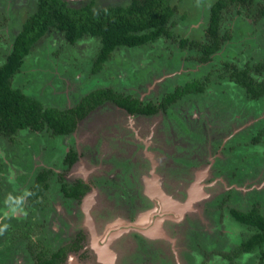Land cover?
<instances>
[{
  "label": "rangeland",
  "instance_id": "1",
  "mask_svg": "<svg viewBox=\"0 0 264 264\" xmlns=\"http://www.w3.org/2000/svg\"><path fill=\"white\" fill-rule=\"evenodd\" d=\"M66 1L70 5H78L88 0ZM214 1L172 0L174 13L168 23L170 37H161L134 48H117L103 63L99 73L92 70L99 47L97 37L84 36L71 45L60 30L48 28L14 74V86H22L26 94L40 99L45 105L60 108L75 105L84 94L98 87H111L123 94H138L141 100L158 104L175 84L184 85L192 80L201 83L207 78L201 93H188L174 101L179 107L176 114L173 112L176 116H167L160 108L155 115L143 117L129 114L113 102L100 104L78 123L76 139L91 145L86 148L87 153H82L69 169H64L60 162L64 147H68V139L72 141L71 137H66L64 141L61 136H51L47 131L34 134L28 130L19 131L7 139L0 137V155L5 154L0 156V162H14L26 150L32 165L51 167L55 175H65L66 179L80 177L87 180L94 176V172L100 171L113 173L114 176L122 174L128 178L124 185L133 184L140 199L143 197L140 206L126 210L110 186H104L105 190L96 189L102 195L108 191L105 200L111 203L104 202L100 207L105 211L96 213L102 221L108 215L104 226L134 222L143 228L124 226L119 233L110 235L109 242L94 250L91 249L93 243L88 233L82 243L86 253L84 257L87 258L71 252L66 264H95L97 259L105 264H145L141 254L133 258V253L126 252L121 258L125 242L128 247L140 246L138 235L146 238L147 243L154 244L164 254L162 261L167 264H199L200 260H204L203 264H264V254L260 257L258 249L228 259L222 256L225 251L231 254L240 237L243 239L248 235L244 226L231 217L228 206L251 204L260 199L259 189L264 187V171H260L264 170V135L258 143L244 142L245 138L251 137V131L254 133L258 127L264 128V98L256 102L245 97L243 88L229 76L231 68L223 67L222 62L228 59V63L235 62L232 58L237 55L250 58L251 66L261 62L260 70L254 68L252 73L258 80L264 78V12L257 13L264 0H255L250 8L229 3L222 14L220 32L228 30L231 38L223 42L221 49L209 61L200 62L197 59L199 49L204 41L209 8ZM34 2L0 0V63L10 49L13 36L35 9ZM114 2L128 3L129 0H97L100 6ZM180 38L201 43L198 46L180 44ZM206 97H210V104L206 103ZM224 101L227 103L224 104ZM185 115L189 121L183 120ZM158 125L164 129L165 126L170 127V131H165V137L171 139L168 142L174 144L177 150L186 151L188 171L179 178V183L174 184L176 187L166 182L168 179L161 174V169L157 171L159 175L153 172L154 165L160 168L158 161L166 156L154 147L159 142L155 135ZM211 137L213 145L210 144L219 150L218 165L223 164L222 158H226L220 141H226L225 149L242 144L237 149L238 155L243 151L249 152L248 157L243 153L235 160L240 171L237 175L239 182L233 185L237 191L230 196L228 206L217 209L213 214L209 212L206 217L202 211L204 204L212 198L218 201V197L233 183L230 181L233 175L231 167L224 173L220 166L218 170L212 167L213 151L216 150L208 147ZM5 147L9 150L7 153H4ZM78 148L81 147L78 145ZM94 150L102 152L98 153L99 158H106L104 166L101 162L95 164ZM159 178L165 179L163 184L167 188L161 185ZM133 198H136L135 194ZM260 206L264 212V195ZM152 213L154 216L151 217ZM150 218L151 222L146 223ZM196 226H202L204 232L209 231V237L203 238V233L196 230L194 242L191 230ZM12 239L0 234V243Z\"/></svg>",
  "mask_w": 264,
  "mask_h": 264
},
{
  "label": "trees",
  "instance_id": "2",
  "mask_svg": "<svg viewBox=\"0 0 264 264\" xmlns=\"http://www.w3.org/2000/svg\"><path fill=\"white\" fill-rule=\"evenodd\" d=\"M172 0H129L128 3H110L100 6L97 0H88L78 5L68 4L66 0H35V9L26 17L21 28L13 36L10 49L0 63V135L12 137L18 131L33 132L47 131L51 136H61L73 131L76 122L84 118L90 111L100 104L110 101L125 109L132 115H152L161 108L168 111V103L176 101L187 92L201 93L207 78L203 82L192 80L185 85H176L166 93L158 104L145 102L132 94H123L111 87H98L84 94L71 107L44 105L40 99L26 94L23 87L13 85L14 74L20 69L23 59L29 54L34 44L47 32L48 28H55L63 33L69 44L76 43L84 36L98 38V51L93 61V72L102 69L103 63L117 48H134L154 42L161 37H170L168 30L169 19L174 13ZM255 0H215L209 8L208 23L204 31V41H190L180 38V44L191 43L198 46V61L207 62L211 56L221 49L224 41L231 38L228 30L222 28V14L229 3L239 7L250 8ZM264 12V1L257 13ZM245 53V50L242 51ZM235 62L223 60L222 66L231 68L229 74L232 81L243 88V94L256 102L264 98V78L258 80L252 73L255 68L260 70L262 63L251 66L250 58L240 55L232 58ZM221 64V63H220ZM253 67V68H252ZM251 135L252 143L261 141L264 128L258 127ZM12 140V138H10ZM77 158V152L71 146L64 153L62 165H70ZM4 164V163H2ZM0 163V166L2 165ZM53 170L44 169L36 174V180L42 181L45 187L47 179L54 176ZM59 177V176H58ZM60 179V178H59ZM61 180V179H60ZM66 193H74L77 197L84 191L83 186H63ZM1 194V193H0ZM2 195V194H1ZM0 200L6 199L4 195ZM262 200V197L260 198ZM247 209L231 208L232 217L244 226L247 236L240 237L231 255L260 251L264 254V212L260 206L261 200ZM5 201V200H4ZM59 255L58 253L55 254ZM58 258L52 254L46 258L37 257L39 264H57Z\"/></svg>",
  "mask_w": 264,
  "mask_h": 264
},
{
  "label": "flooded vegetation",
  "instance_id": "3",
  "mask_svg": "<svg viewBox=\"0 0 264 264\" xmlns=\"http://www.w3.org/2000/svg\"><path fill=\"white\" fill-rule=\"evenodd\" d=\"M188 82L190 81H186L185 84ZM176 85H179V83ZM204 86L202 88H204ZM188 93H193V92L189 91L186 94ZM213 93L217 94L216 91H213ZM184 95H182V97ZM133 96H136L138 97L139 100H141L138 94L137 95L134 94ZM208 98L206 97V99L208 100V102L206 103L210 104ZM216 99L217 97L214 98V100ZM148 101L149 100H146L145 102ZM226 103L227 102L224 101V104ZM168 104H169L168 111H164L161 109L162 112L165 113L167 116L168 115L171 116L173 112H175L176 114V111L177 109H179V107L174 104V100L170 101ZM155 114L152 115L139 114V115L143 117H151ZM186 116L187 115L182 116L183 120L189 121L186 118ZM82 119L83 118L79 119L76 122V125L73 131H71V133L61 135L64 141L66 137L68 138L71 137L73 141V142L72 141L69 142L68 139V147L67 145L66 148L64 147L65 149L64 153L68 152L71 146L77 152V158L75 159V161H72L70 165L63 166L62 161L60 162V164L64 167V169L71 168L77 162L78 158L82 156V153H87L86 148L90 147L91 145V143L76 139L75 135L77 132V126L80 120ZM230 119H234V117L230 116ZM165 131H170V127L167 128V126H165L164 129L160 125H158V130L155 135L156 137L159 138V142L155 146L154 145L153 146L155 147L158 153L162 152L166 156L163 155L164 159L158 161L160 168L156 167L157 165H154L153 172H156L158 174L157 172L158 169H161V174H163L168 179L166 180V182L174 186V184L176 185V183H179L181 181L179 180V178L181 179L183 174L188 171L187 169L188 163L186 162L187 158L185 157L187 155L185 150L183 151L177 150V148L174 147V144L168 142L171 139L170 137L169 138L165 137L166 136ZM32 133L36 134L37 132L32 131ZM171 134L174 135V132L172 131ZM0 137L6 138L5 136L2 135H0ZM212 140L213 138L211 137V140L208 142L209 148L213 145ZM225 142L226 141L224 142L220 141V144L222 146V151L226 156V158H222L223 164L221 163L218 165V163L220 162V160L217 161L218 158L217 153L219 150L217 147L212 146V149L215 148L216 150V151L212 150L213 151L212 167L215 170H218V166H220L219 169H221L222 173H224L225 170H228V167H231L233 169V175H231L230 181H232L233 183L230 185V187L225 189L226 191L224 193H222L218 197V201L216 198L215 199L212 198L210 199V201L207 202V204H204V208L202 209V211L206 217H207L206 215L207 213L211 212L213 214L217 211V209H222L224 206H228V202L230 201V196L237 191L233 185L234 183L239 182L237 175L240 173V171L238 170V166L235 163V160L239 158V156L241 157L243 153L244 154L246 153L248 157L249 151L247 152L243 151L241 155L237 154L238 152L237 149L242 144L241 145L239 144L235 148L225 149L224 147ZM244 142L247 143L252 142L251 137L245 138ZM77 144L81 148H78ZM4 149H5L4 153H7V151H9L8 148L6 147ZM98 153L102 154L101 151L94 150L95 161H96L95 164L97 162H101L102 165L104 166L103 162L106 161V158L105 159L99 158ZM22 155L23 156L22 157L20 156L18 160L14 162L11 161L13 163L11 162L8 163L6 161L0 162L1 164L4 163L0 166V193L6 197V199H4L5 201L0 200V234H2V236L4 237L11 236L12 238H14V240L12 239L11 241L0 243V264H14V262L15 264H24V263L39 264L37 262V257L40 256V258L45 259L46 255L48 254H52L53 257L55 258H58L59 256L63 255L64 256V257L62 256L63 259L58 261L57 264H66L67 257L71 252L80 253L84 257L86 253L83 252L84 247L82 243H83V239L87 238L88 233H90L91 241L93 243L91 244L92 250L96 249L98 246H103L105 243L109 242L108 240L110 239V235L114 233H119L121 228L124 227V225L119 226L117 225L119 223H117L116 225L113 226L110 225L107 227L104 226L105 219L108 217V215L102 221L100 220L101 218L96 215V213L99 210L105 211L100 207L101 204L103 205L104 202L108 204L111 203H109L108 200H105V197L107 198L108 191H105L106 194L102 195L100 192L98 193L96 189L100 188L102 190L103 188L105 190L104 186H110L118 194L119 198H117V200L121 199V201L123 202L122 205L126 210H132L133 206L137 207L140 206L141 204V199L143 197L140 199V197L138 196V190L137 188L133 187V184L132 186L129 184L128 186L124 185L127 182L128 178H124L122 174H117L114 176L113 173H107L105 171L94 172V176L89 177L87 180H82V178L80 177L74 179H66L65 175L63 176L62 174H56V175L54 174L53 177L47 179L49 184L47 187H45V184L42 181L40 182L36 180V174L42 172V170L44 169H50L51 167H47V166L37 167L36 165H32L33 163L29 162L26 156L27 155L26 150L22 151ZM0 156L4 157L5 154L4 155L2 154ZM193 156L191 155V157ZM127 160L129 159L127 158ZM260 171H264V170H260ZM177 172H179V174H177L176 176ZM255 172L257 174V168L255 169ZM172 175L174 176L172 177ZM159 179H161L162 181L161 185L167 188L166 185L163 184V180L165 179L163 178H159ZM106 180L107 181L109 180V182H106ZM66 184L68 186H77V185L83 186L84 191L79 195V197H77L74 193L72 194L66 193L63 189V186L64 185L66 186ZM194 193H192V196ZM134 194L137 199L133 198ZM263 195H264V187L259 189V197L261 198L263 197ZM152 196L153 195H151V197ZM52 201L54 203H52ZM131 201H133V203H131ZM258 201L259 200L257 199L254 202H251V204L249 205L247 204V205H238L231 207L228 206V212L232 217L231 208L247 209L248 207L252 206L254 203ZM154 212L156 213V215H159L155 210ZM152 216H154L153 213L151 214V217ZM149 222H151V218L148 219L146 223ZM196 230L203 233L202 236L205 239H207L210 235L209 231L204 232L202 226L194 227V230L192 229L191 232L194 233V231ZM187 233H189L188 229H187ZM94 238H99V240H96ZM137 238L140 239V246H139L140 248L128 247V244L125 242L121 248L124 252V255L120 253V255H122L121 258L124 257L127 252V254L133 253L134 254L132 255L133 258L141 254L142 255L141 258L144 259L145 264H149L150 262H151L150 264H167L166 262L164 263L162 261V257H164V254L161 251H159V249H157V247L154 244L147 243L146 242L147 239L144 237L141 238V236L139 235L137 236ZM3 240L6 241L5 238H3ZM193 241L194 242L196 241L195 233H194ZM214 242L216 243L215 240ZM209 245L211 246V244ZM187 251H189V248L187 249ZM56 253H58L59 255L55 256ZM228 253L229 252L225 251L222 254V256L228 259L227 258L228 256H226ZM98 254L99 253L97 252L96 256ZM240 254H247V253H240ZM233 256L234 255L230 257L233 258ZM96 261L95 264L96 263L105 264L100 259H97ZM203 261L204 260L202 261L200 260L199 264H203Z\"/></svg>",
  "mask_w": 264,
  "mask_h": 264
},
{
  "label": "water",
  "instance_id": "4",
  "mask_svg": "<svg viewBox=\"0 0 264 264\" xmlns=\"http://www.w3.org/2000/svg\"><path fill=\"white\" fill-rule=\"evenodd\" d=\"M117 225H119V226H122V225H124V226H129V225H132V226H140L141 227V225H139V224H137V223H131V224H124V223H119V224H117ZM141 228H143V227H141Z\"/></svg>",
  "mask_w": 264,
  "mask_h": 264
},
{
  "label": "bare ground",
  "instance_id": "5",
  "mask_svg": "<svg viewBox=\"0 0 264 264\" xmlns=\"http://www.w3.org/2000/svg\"><path fill=\"white\" fill-rule=\"evenodd\" d=\"M193 192H194V190H193ZM189 204V203H188Z\"/></svg>",
  "mask_w": 264,
  "mask_h": 264
}]
</instances>
